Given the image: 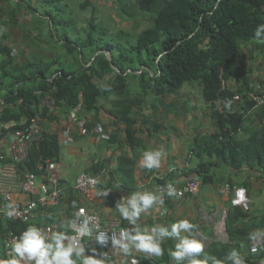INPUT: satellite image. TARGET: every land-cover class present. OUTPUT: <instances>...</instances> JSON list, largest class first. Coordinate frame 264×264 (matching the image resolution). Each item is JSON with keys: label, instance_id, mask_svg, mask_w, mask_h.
<instances>
[{"label": "trees", "instance_id": "trees-1", "mask_svg": "<svg viewBox=\"0 0 264 264\" xmlns=\"http://www.w3.org/2000/svg\"><path fill=\"white\" fill-rule=\"evenodd\" d=\"M11 2L17 6L0 8L4 26L30 24L36 33H27L34 51L23 62L17 61L13 47L6 44V32L0 37V52L5 56L0 69L2 78L9 82L7 106L0 117V141L13 136L17 129L41 113L55 114L56 111L51 113L48 108H40L48 95L65 115L82 101L87 117L91 113L98 119L103 102L110 94L118 98L114 102L116 114L126 124L127 136L132 139L136 119L131 112L141 99L178 94L185 85L197 84L216 119V129L190 147L199 158L195 176L203 185L212 183L214 157L230 162L237 170L252 159L264 163V126L251 149L243 148L233 137L242 130L246 113L254 107V102L246 96L250 84L264 83L262 79H251L243 49L244 44L258 43L261 51L264 50V42L254 36L256 27L264 24V0H135L133 3L119 0L118 9L123 15L137 18L145 14L152 19V26L143 29L134 40L124 29L112 32L104 26L96 6L88 0L80 5L81 9L91 7L92 10L83 27L69 16V6L64 0ZM45 28L49 37L40 32ZM49 47L61 48L63 53L55 51L54 56L40 53ZM130 76L138 79L141 87L135 95ZM230 81L241 82V87L228 88ZM236 95H241L242 100H236ZM229 102L227 110L222 111L220 106ZM233 104H239L240 108ZM20 121H25V125H20ZM60 154L57 135L44 132L23 169L36 171L40 158L58 162ZM249 212L233 206L226 219L231 242L212 243L205 252L223 264H232L226 259L230 252L235 250L241 254L249 249L253 238L250 225H237ZM24 227L25 224L12 222L8 229L20 232ZM170 245H162L165 264H174L169 256ZM263 254L264 245L255 255L263 258ZM197 259L204 257L200 255ZM243 259L246 262L250 257Z\"/></svg>", "mask_w": 264, "mask_h": 264}, {"label": "crops", "instance_id": "crops-1", "mask_svg": "<svg viewBox=\"0 0 264 264\" xmlns=\"http://www.w3.org/2000/svg\"><path fill=\"white\" fill-rule=\"evenodd\" d=\"M13 4L17 6V3ZM1 6L5 7L0 3V8ZM11 28H19L21 31L23 28L22 32L25 36L29 33V29L22 26L5 27L6 44L13 47L17 61L23 62L25 60L21 51L19 53L14 46L15 39ZM35 33L33 32L34 35ZM252 45L254 46L251 51L253 69L250 66L247 69L253 77L251 79L264 80V73L260 74L262 69L258 67L260 63L264 66V50L261 51L258 43H252ZM4 58L5 56L0 52V68ZM8 86L9 82L2 78L0 69V117L7 106L5 98L9 95ZM227 86L237 90L241 87V82L230 81ZM184 90L186 89H182L178 94L164 97L150 96L141 99L139 104L133 106L131 116L136 119V123L132 139L127 136L126 124L116 114L118 109L115 111L114 102L118 98L111 94L108 99L104 100L98 119L94 114L88 115V132L86 133H82L77 127H71L72 132L68 133L69 115L63 114L58 108L51 116L44 113L39 114L38 118L44 132L57 135L59 139L61 154L57 163L61 171L64 197L59 206L50 209L48 216L39 218L35 223H52L60 226L61 232L65 234L71 232L66 222L68 211L78 205L86 204L85 199L74 189L76 177L83 172L100 173L101 185L112 191L109 197L95 202L102 211L105 221L108 223L119 221L129 230L133 226L121 217L116 208L118 200L123 197L126 201L128 196L138 191H153L158 194L157 183L171 181L182 186L192 176H195L194 171L198 167L199 158L191 152L190 147L195 141L215 131L216 119L211 115L210 106L205 101L201 88L198 93L200 100L198 108H195L196 95L191 92V89L189 92L192 94ZM224 105L228 104L222 106ZM44 107L41 103V110ZM233 107L240 108V105L233 104ZM19 123L24 126L26 122L20 121ZM97 125H101L105 130L106 138L98 140L96 134L92 132V128ZM263 126L264 106L253 107L245 115L242 130L234 133L233 137L240 146L251 149L255 138L262 133ZM12 140L13 136H10L0 141V169L4 164L3 160L8 159V163H13L8 150ZM153 149H160L164 153L160 167L151 170L141 167L140 161L143 153ZM212 160L216 162L211 172L214 177L212 183L202 184L197 195L172 199L164 197V205L153 206L143 213L137 226L142 230L151 229L156 225L170 227L179 220L187 219L195 225L193 236L201 239L205 248L212 243H230L229 234L227 229L222 227V221L225 219L226 222L228 212L233 206L231 198L221 194L220 189L224 184L231 183L234 187L244 188L251 201L248 216L237 225L243 223L248 226L249 224L253 237L262 236L264 245V163L261 164L259 160L252 159L237 170L233 169L228 161H221L216 157ZM159 180L164 182H159ZM2 197L0 193V199ZM32 198H36V195L31 196L21 191L13 193L14 203H26ZM8 228L9 222L0 220V260H7L4 251V236ZM86 241L85 254L91 255L95 247L94 243L89 239ZM177 242L175 238H166L162 245L171 244L170 251L175 250ZM250 248L251 242L249 249L238 255L241 258L250 257L246 260L247 264H264L261 256L250 253ZM110 250L114 258L122 263L136 254L142 263L165 264L162 262L163 256L149 257L147 253L135 250L125 253L122 249L113 246Z\"/></svg>", "mask_w": 264, "mask_h": 264}, {"label": "built area", "instance_id": "built-area-1", "mask_svg": "<svg viewBox=\"0 0 264 264\" xmlns=\"http://www.w3.org/2000/svg\"><path fill=\"white\" fill-rule=\"evenodd\" d=\"M4 32L5 26L0 21V37L4 35ZM246 96L254 102V107L264 106V83L260 81L252 82L246 92ZM235 99L242 100V97L241 95H236ZM43 105L51 113L56 111V101L50 95L44 98ZM69 123L68 133L72 132L71 127L79 128L82 133L88 132V117L83 109L82 101L70 112ZM92 129L98 140L107 137L101 125H97ZM43 133L44 130L38 116L33 117L25 127L17 129L13 134V140L8 146L13 163H4L0 169V193L3 195L2 199H0V220H6L9 223H21L26 226L20 232L14 229H7L4 236V251L7 259L11 258L10 254L16 238L29 226H36L49 238L53 233L61 232L60 226L56 224L35 223L39 218L48 216L50 209L59 206L64 197V190L61 186V171L57 161L51 158H40L36 163V171L23 169ZM169 183L176 187L177 192L180 193L179 196H167V185ZM201 186V179L194 176L182 186H178L171 181L157 183L156 190L158 194L163 193L164 197L172 199L183 198L187 195H197ZM74 189L85 199L86 204L78 205L68 211L66 222L71 232L66 233L68 236L66 244L86 249V239H89L94 243L95 247L93 250H95V255L97 258L103 257L104 264H142L136 254L132 255L125 263H122L114 258L110 250L112 247L111 238L113 236L119 238L120 233L129 230V228L116 220L109 223L106 222L102 211L96 206V201L112 194L111 189L101 185L100 173L90 174L83 172L79 174L76 177ZM15 191H21L31 196L36 195V198H32L26 203H14L13 193ZM220 193L231 198L232 206L240 207L244 211L250 210L251 201L244 188L234 187L231 183H226L221 187ZM9 203L14 205L15 211V216L11 220L4 215L7 210L6 206ZM222 227L226 230L225 219L222 221ZM100 232H104L108 236V242L105 247H101L96 243V236ZM262 245V236L255 235L251 240V253H259ZM91 255H94V253L92 252ZM245 264L247 263L245 262Z\"/></svg>", "mask_w": 264, "mask_h": 264}, {"label": "clouds", "instance_id": "clouds-1", "mask_svg": "<svg viewBox=\"0 0 264 264\" xmlns=\"http://www.w3.org/2000/svg\"><path fill=\"white\" fill-rule=\"evenodd\" d=\"M255 38L264 42V24L256 27ZM230 106V102H229ZM164 153L160 149L148 150L143 153L140 165L149 170L159 168ZM180 193L176 187L169 183L167 185V196L177 197ZM164 194L153 191L134 192L126 201L123 197L117 201L116 208L121 217L133 227L130 230L121 232L119 238L112 237V246L122 249L125 253L132 250L147 253L149 257H162L164 248L163 241L175 238L178 242L175 244V250L169 251L170 259L174 264H223L205 252V244L201 239L193 236L195 225L187 219L179 220L169 226L156 225L151 229L141 230L137 222L143 213H146L153 206H163ZM4 215L9 219L15 216L14 205L9 203L6 206ZM68 236L63 232H56L49 238L41 229L36 226H29L18 238H16L11 250V258L0 260V264H104L103 257L97 258L95 250L94 255H86L85 249L66 244ZM108 242V236L100 232L96 236V243L105 247ZM203 255L204 259H197ZM232 264H245L243 258L233 250L226 257Z\"/></svg>", "mask_w": 264, "mask_h": 264}, {"label": "rangeland", "instance_id": "rangeland-1", "mask_svg": "<svg viewBox=\"0 0 264 264\" xmlns=\"http://www.w3.org/2000/svg\"><path fill=\"white\" fill-rule=\"evenodd\" d=\"M83 1L85 0H64V2L66 4H68L69 6V16L73 17L77 23L79 27H83L85 26V19L89 18L90 14H91V7H88L86 10L81 9L80 5L81 3H83ZM91 1L94 6H96L97 10H98V17L99 19L102 21L104 26H108L110 27L112 32H116L120 29H124L128 32H130L132 34V40L135 39V37L145 28H148L150 26H152V19L150 18L149 15H145V14H139L137 16V18H130L126 15H123L120 10L118 9V4L117 2L119 0H88ZM132 3L135 0H130ZM2 4L5 5V8H9L12 9L15 7V5L13 4V2H11V0L7 1L4 0L2 1ZM21 13L23 12L22 10L20 11ZM20 13V14H21ZM25 14V13H23ZM25 17H28L25 14ZM24 17V18H25ZM24 20V19H23ZM25 29H29L30 33L36 32L34 29H32V26L29 24L28 26L24 27ZM12 34L14 35V46L16 47L17 51L20 53L21 51V55L23 58L29 56L27 54H30L34 51L33 46L31 45V43L28 41L29 37L25 36L23 34V28L22 31L19 30V28H11ZM38 32V31H37ZM41 34L43 36H48V30L45 28L44 30L40 31ZM22 35V36H21ZM32 39V37H31ZM43 43H40V45ZM48 47V46H46ZM253 45L252 43H249L247 45H243V49L245 52V56H246V64L247 67H251V69H253V63L251 62V58L253 57L251 55V51L253 49ZM55 51H58L60 53H63V50L61 48L59 49H53L52 47H49L48 49H46V51H40L41 54L43 55H55ZM255 53V52H254ZM91 63L87 64L90 65ZM260 68V70L262 69V71H260V74L264 73V66L262 63H260V65L258 66ZM143 68V67H142ZM257 68V67H256ZM253 78V77H251ZM129 81L132 84V89H133V95H135V93H138L141 91V87L139 84L138 79H135L133 76H130ZM183 89L186 93H190V89L191 92H193V94L196 95V102L195 108H198L197 106H199V85L197 84H190V85H185ZM189 89V90H188ZM192 94V93H190ZM114 95V94H113ZM115 98L116 95H114ZM106 103V102H105ZM228 105H224V106H220V108H222V111H226L227 110Z\"/></svg>", "mask_w": 264, "mask_h": 264}]
</instances>
